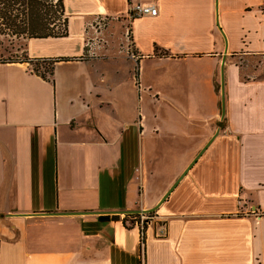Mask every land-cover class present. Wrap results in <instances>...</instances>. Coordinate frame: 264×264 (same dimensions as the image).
Instances as JSON below:
<instances>
[{
    "label": "crops",
    "instance_id": "0c3cea01",
    "mask_svg": "<svg viewBox=\"0 0 264 264\" xmlns=\"http://www.w3.org/2000/svg\"><path fill=\"white\" fill-rule=\"evenodd\" d=\"M136 3L156 16L128 24ZM63 5L66 37L26 40L15 62L0 48V264H264V0ZM54 60L50 80L32 71ZM210 140L141 263L135 218L107 212L154 207ZM69 212L106 213L32 216Z\"/></svg>",
    "mask_w": 264,
    "mask_h": 264
},
{
    "label": "trees",
    "instance_id": "16d2710c",
    "mask_svg": "<svg viewBox=\"0 0 264 264\" xmlns=\"http://www.w3.org/2000/svg\"><path fill=\"white\" fill-rule=\"evenodd\" d=\"M67 24L63 0H0V38L7 36L22 41L63 38L68 35ZM20 51L24 55L23 47ZM26 59L24 55L22 60ZM18 60L21 59L7 61ZM57 61L59 60H54L49 64V68L42 72L38 69L40 63H31L32 71L42 79L50 80L53 63ZM112 218L116 219L117 216Z\"/></svg>",
    "mask_w": 264,
    "mask_h": 264
},
{
    "label": "built area",
    "instance_id": "2783aa9c",
    "mask_svg": "<svg viewBox=\"0 0 264 264\" xmlns=\"http://www.w3.org/2000/svg\"><path fill=\"white\" fill-rule=\"evenodd\" d=\"M156 13H157V9L153 4H148V3L131 4L129 6V10L127 14L128 24H130L131 21H133L136 18H140L143 16H156ZM100 22L103 23L105 22V20H97L96 22L93 23V28L95 32H97V27H95V24H100ZM125 37L127 41V47L125 51L126 57L127 59L136 63L139 56L136 54V52L134 51L132 47V43L130 41L129 27L126 28ZM125 216H133V215H125ZM152 223L157 224V227H158L157 237H164L165 232H166L165 221L158 219V216L155 212L150 213V214H139L138 217H136L132 221V226L136 227L139 230L140 248L142 252L141 263L143 261L145 229H146L147 224H152Z\"/></svg>",
    "mask_w": 264,
    "mask_h": 264
},
{
    "label": "rangeland",
    "instance_id": "374dc122",
    "mask_svg": "<svg viewBox=\"0 0 264 264\" xmlns=\"http://www.w3.org/2000/svg\"><path fill=\"white\" fill-rule=\"evenodd\" d=\"M95 27H97V32L95 33L94 31V40L96 39V41H98L99 43L102 41L104 42H112V38L114 35L112 34H116V31L112 32L111 34L108 32L109 30L107 29V22H103L100 24H95ZM125 29L123 30V33H125ZM107 32V33H106ZM109 36V37H107ZM111 38V39H110ZM116 41V39H115ZM114 41V42H115ZM0 43H1V52H2V56H3V60H16V59H23L24 55L21 53V49L23 47L24 41L22 40H16V39H12L9 38L7 36H2L0 38ZM103 45V44H102ZM118 47V46H117ZM126 48V47H125ZM118 49L123 50L121 47ZM260 61H263V59L261 58H254L252 60V63H246L244 60L242 61V64L247 65L249 67L250 72L255 69V67H258V64L260 63ZM34 63V62H33ZM38 63H40L41 65L38 67L39 71H46L49 68V64L51 62H42V61H38ZM218 87V86H217ZM219 90V87H218ZM135 217H138V215H133Z\"/></svg>",
    "mask_w": 264,
    "mask_h": 264
},
{
    "label": "water",
    "instance_id": "95a60500",
    "mask_svg": "<svg viewBox=\"0 0 264 264\" xmlns=\"http://www.w3.org/2000/svg\"><path fill=\"white\" fill-rule=\"evenodd\" d=\"M224 57L221 60L220 65V110H221V118H223V115L225 113V93H224ZM218 131L214 134V136L211 138V140L217 135ZM211 140L205 144V146L199 151V153L196 155V157L192 160V162L187 166V168L184 170V172L177 178V180L172 184V186L165 192V194L162 196V198L158 201V203L148 209V210H128V211H116V212H107V215H139V214H150L155 212L168 198L169 194L172 192V190L175 188V186L180 182V180L186 175V173L189 171V169L192 167V165L195 163V161L199 158V156L203 153V151L207 148V146L211 143ZM106 212H69V213H48V214H32L33 215H84V214H102ZM28 216V215H27ZM31 216V215H29Z\"/></svg>",
    "mask_w": 264,
    "mask_h": 264
}]
</instances>
